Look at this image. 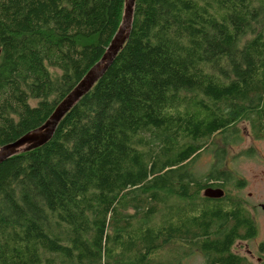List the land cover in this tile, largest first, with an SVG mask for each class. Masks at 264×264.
<instances>
[{
  "label": "trees",
  "instance_id": "16d2710c",
  "mask_svg": "<svg viewBox=\"0 0 264 264\" xmlns=\"http://www.w3.org/2000/svg\"><path fill=\"white\" fill-rule=\"evenodd\" d=\"M123 1L0 0V146L100 59ZM241 114L264 131V0H135L127 38L52 136L0 163V264H252L235 250L258 232L244 200L201 194L244 180L192 170L219 133L221 161Z\"/></svg>",
  "mask_w": 264,
  "mask_h": 264
},
{
  "label": "rangeland",
  "instance_id": "374dc122",
  "mask_svg": "<svg viewBox=\"0 0 264 264\" xmlns=\"http://www.w3.org/2000/svg\"><path fill=\"white\" fill-rule=\"evenodd\" d=\"M242 117L243 114L235 119V130L240 139L224 147L226 153L224 150L221 161L215 156L217 148L214 150L216 144L222 145L219 133L211 138V144L194 160L192 170L203 179V175L208 173L212 166L219 168L222 165L221 169L231 171L235 177L244 180V185L239 189H235L232 179L221 181L225 191L238 194L244 200L258 229L253 238L237 242L235 250L246 255L252 264H264V252L260 249V244L264 241V210L258 206V203H264V131L252 129L247 119L240 121ZM165 251L172 252L173 248H166ZM183 264H204V258L199 252L188 253L183 257Z\"/></svg>",
  "mask_w": 264,
  "mask_h": 264
},
{
  "label": "water",
  "instance_id": "95a60500",
  "mask_svg": "<svg viewBox=\"0 0 264 264\" xmlns=\"http://www.w3.org/2000/svg\"><path fill=\"white\" fill-rule=\"evenodd\" d=\"M134 1L135 0H124L121 21L102 56L57 104L49 117L40 126L0 146V163L13 155L28 151L46 142L52 136L58 122L64 114L77 103L80 97L86 93L92 84L105 72L129 34ZM223 194L224 189L221 187L208 186L203 192V195L208 198H218L223 196ZM262 207L264 209V205H262Z\"/></svg>",
  "mask_w": 264,
  "mask_h": 264
},
{
  "label": "flooded vegetation",
  "instance_id": "af4514ba",
  "mask_svg": "<svg viewBox=\"0 0 264 264\" xmlns=\"http://www.w3.org/2000/svg\"><path fill=\"white\" fill-rule=\"evenodd\" d=\"M262 205H264V203H258V206H259L262 210H264L263 207H262Z\"/></svg>",
  "mask_w": 264,
  "mask_h": 264
},
{
  "label": "bare ground",
  "instance_id": "6f19581e",
  "mask_svg": "<svg viewBox=\"0 0 264 264\" xmlns=\"http://www.w3.org/2000/svg\"><path fill=\"white\" fill-rule=\"evenodd\" d=\"M123 7H124V1H123ZM122 13H123V11H122ZM123 15V14H122ZM122 15H121V17H122ZM132 22V21H131ZM131 26V25H130ZM206 188V187H205ZM204 188V189H205ZM204 189L202 190V195H203V192H204ZM204 196V195H203Z\"/></svg>",
  "mask_w": 264,
  "mask_h": 264
}]
</instances>
